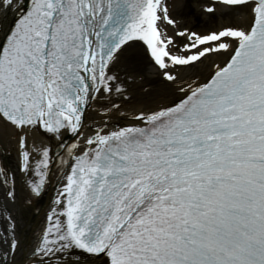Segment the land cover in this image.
Instances as JSON below:
<instances>
[{
    "label": "snow or ice",
    "instance_id": "6c2138e0",
    "mask_svg": "<svg viewBox=\"0 0 264 264\" xmlns=\"http://www.w3.org/2000/svg\"><path fill=\"white\" fill-rule=\"evenodd\" d=\"M200 7L242 23L176 31L165 0H0V128L38 177L32 193L54 157L30 137L65 150L41 264L74 250L95 264H264V0ZM134 47L166 101L128 107L144 80L134 59L121 67Z\"/></svg>",
    "mask_w": 264,
    "mask_h": 264
},
{
    "label": "bare ground",
    "instance_id": "6f19581e",
    "mask_svg": "<svg viewBox=\"0 0 264 264\" xmlns=\"http://www.w3.org/2000/svg\"><path fill=\"white\" fill-rule=\"evenodd\" d=\"M15 2V0H14ZM168 5L170 16L175 19L179 25L176 31L188 28L191 31L204 32L208 29L220 28L226 24H240L241 18L238 15H226L218 9L216 15L209 16L201 11V5L206 4L208 0H165ZM193 6L195 11L203 17V23L196 27L195 18L188 16L189 7ZM11 15V13H10ZM169 35L174 36L172 26H167ZM179 41V38L174 37ZM129 58L136 61L135 68L137 73L143 75L144 80L139 79L132 84V99L128 103L129 108H142L151 106L153 103L164 102L170 97L167 96L166 87L160 83L155 74L148 68L142 57V49L134 47L125 50L122 54L121 67L128 63ZM224 56L213 57L216 62L224 60ZM200 65L198 69L187 70L189 73L195 72L192 79L198 75L206 73L205 65ZM120 75L123 77L124 72ZM150 93H146L147 89ZM95 106H93V109ZM90 109L87 113L85 123L93 119H98L96 112ZM87 129L85 132L87 134ZM30 137L29 144L31 147H39L41 144L47 145L52 150L53 161L50 163L45 183L41 188L39 195L31 192L29 183L32 179H38L34 173L26 174L20 170L19 156L17 152V143L13 138L10 130L6 131L0 128V169L8 173L7 183L4 182V176L0 175V264H41L38 257L33 253L41 241L42 232L46 227L47 217L54 209L59 211L56 204L58 193L62 190L64 182L65 169L60 164V156L65 151L57 148V139L43 133L34 134ZM70 135L63 137L65 144L72 141ZM35 156V152L33 153ZM12 191L14 196L9 197L7 193ZM16 242V247H11L12 242ZM66 264H95L88 254L80 250H74L71 255L66 256Z\"/></svg>",
    "mask_w": 264,
    "mask_h": 264
},
{
    "label": "rangeland",
    "instance_id": "374dc122",
    "mask_svg": "<svg viewBox=\"0 0 264 264\" xmlns=\"http://www.w3.org/2000/svg\"><path fill=\"white\" fill-rule=\"evenodd\" d=\"M189 12H188V16H193L195 18V24H196V27H200L203 23V17L198 14L196 11H195V8L193 6L190 5L189 7Z\"/></svg>",
    "mask_w": 264,
    "mask_h": 264
}]
</instances>
